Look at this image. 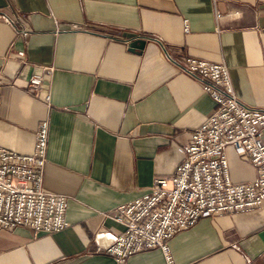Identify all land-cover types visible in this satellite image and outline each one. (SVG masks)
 Wrapping results in <instances>:
<instances>
[{"label": "crops", "instance_id": "obj_1", "mask_svg": "<svg viewBox=\"0 0 264 264\" xmlns=\"http://www.w3.org/2000/svg\"><path fill=\"white\" fill-rule=\"evenodd\" d=\"M0 15L13 20L0 18V146L31 153L47 120L43 187L68 203L61 231L0 227V264H166L159 248L117 263L105 248L122 227L105 214L173 174L213 112L186 58L224 61L239 100L264 108V0H0ZM225 154L234 182L255 178L245 154ZM168 244L174 264H264V206L203 216Z\"/></svg>", "mask_w": 264, "mask_h": 264}, {"label": "built area", "instance_id": "obj_2", "mask_svg": "<svg viewBox=\"0 0 264 264\" xmlns=\"http://www.w3.org/2000/svg\"><path fill=\"white\" fill-rule=\"evenodd\" d=\"M0 18L13 22L5 15ZM184 24L187 31L186 20ZM19 30V36L28 37L26 29ZM17 53L22 59L25 56L24 50ZM183 71L200 83L215 108L191 133L173 174L154 178L148 192L105 214L122 227L105 248L117 263L159 248L166 264H174L169 239L193 227L201 217L264 206V108H250L239 100L224 61L188 57ZM52 74V67H47L41 74L30 75L26 84L29 93L38 96L44 80ZM44 100L50 104L49 92ZM48 127L47 120L37 124L31 153L0 146V227L6 230L26 226L33 234H52L67 227V198L43 187ZM227 146L247 156L256 169L254 179H231Z\"/></svg>", "mask_w": 264, "mask_h": 264}, {"label": "water", "instance_id": "obj_3", "mask_svg": "<svg viewBox=\"0 0 264 264\" xmlns=\"http://www.w3.org/2000/svg\"><path fill=\"white\" fill-rule=\"evenodd\" d=\"M146 43V40H143V39H140V38H137V39H134L133 42H131L129 48L130 50H141L143 48V46L145 45ZM263 250L260 251V253L262 252ZM262 257L258 255V258L255 260L254 264H261L262 263Z\"/></svg>", "mask_w": 264, "mask_h": 264}]
</instances>
